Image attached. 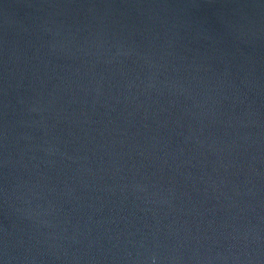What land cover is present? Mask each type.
I'll list each match as a JSON object with an SVG mask.
<instances>
[{
    "label": "water",
    "instance_id": "obj_1",
    "mask_svg": "<svg viewBox=\"0 0 264 264\" xmlns=\"http://www.w3.org/2000/svg\"><path fill=\"white\" fill-rule=\"evenodd\" d=\"M0 264H264V0H0Z\"/></svg>",
    "mask_w": 264,
    "mask_h": 264
}]
</instances>
